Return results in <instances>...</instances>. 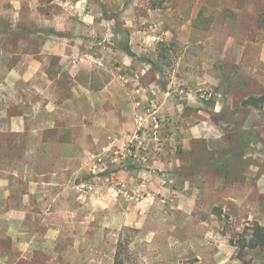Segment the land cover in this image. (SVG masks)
Listing matches in <instances>:
<instances>
[{
  "label": "rangeland",
  "instance_id": "374dc122",
  "mask_svg": "<svg viewBox=\"0 0 264 264\" xmlns=\"http://www.w3.org/2000/svg\"><path fill=\"white\" fill-rule=\"evenodd\" d=\"M261 43L264 0H0V264H264Z\"/></svg>",
  "mask_w": 264,
  "mask_h": 264
},
{
  "label": "trees",
  "instance_id": "16d2710c",
  "mask_svg": "<svg viewBox=\"0 0 264 264\" xmlns=\"http://www.w3.org/2000/svg\"><path fill=\"white\" fill-rule=\"evenodd\" d=\"M120 48L124 51V53L130 57H134V53H132V51L130 50L127 42L124 43V44H121L120 45ZM228 76H224V79H227ZM264 102V96H259V97H254V96H249L248 98H246L245 100L242 101V106H252V107H255V108H260L262 103ZM215 116H218L217 113H214ZM251 139V138H250ZM252 140V139H251ZM236 154L235 153H231V152H225L223 154L222 157H218V158H215V160L213 161V164L215 166H217L218 164H222V159L225 160V163H227L228 165L236 160ZM257 230H261L263 228L259 227V226H256L255 227ZM250 247H255V244L253 242L250 243ZM117 256H118V253H117ZM114 264H118V261L117 259H115V263Z\"/></svg>",
  "mask_w": 264,
  "mask_h": 264
},
{
  "label": "crops",
  "instance_id": "0c3cea01",
  "mask_svg": "<svg viewBox=\"0 0 264 264\" xmlns=\"http://www.w3.org/2000/svg\"><path fill=\"white\" fill-rule=\"evenodd\" d=\"M262 39H260L261 41ZM260 48V52L259 55L257 56V69H259L257 71V69H255L253 72H260L259 78L262 79L261 83L264 85V44L261 43L259 45ZM263 109H264V104H263Z\"/></svg>",
  "mask_w": 264,
  "mask_h": 264
}]
</instances>
